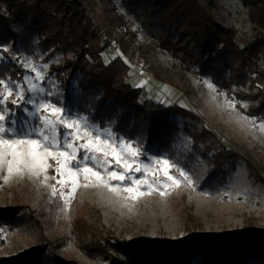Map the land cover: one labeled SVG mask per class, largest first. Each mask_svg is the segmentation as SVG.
I'll use <instances>...</instances> for the list:
<instances>
[{"label":"rangeland","instance_id":"obj_1","mask_svg":"<svg viewBox=\"0 0 264 264\" xmlns=\"http://www.w3.org/2000/svg\"><path fill=\"white\" fill-rule=\"evenodd\" d=\"M62 1L71 10L76 8L73 0ZM82 1L88 6L86 0ZM198 2L213 15L217 24L235 28L240 42L255 35L264 36L259 20L251 16L241 0ZM115 4L122 16L119 20L122 28L116 27L114 33L125 34L124 49L131 57V62L126 60L132 67L130 84L141 88L142 94V88L147 87L149 98L192 107L224 140L240 149L242 158L224 185L218 189L204 185L208 164L201 157H188L190 138L184 136L174 144L173 151L167 153L148 150L135 141L116 137L109 125L100 127L58 95L60 85L51 70L53 65L61 63L60 53L45 62L31 53L21 52L17 54L21 77L0 79L4 82L0 84V93L8 95L5 84L11 91L8 100L0 103V115L4 116L0 124L5 128L0 140H36L38 145L0 144V209L24 207L38 227L33 231L18 225H0V256L24 254L48 239L50 243H57L56 249L64 260L100 264L98 258L89 255L86 246L101 235L126 241L182 242L192 234H222L249 226H264V180L249 164H255L264 175V119L254 118L244 111L258 102L228 98L208 77L200 76L196 66L189 67L160 46L158 39L141 26L121 0H115ZM167 39H178L181 43L187 40L189 46H193V38L180 37L179 32L170 34ZM107 47L110 55L119 53L115 41ZM33 67L42 73V79H34ZM261 67H264L263 57ZM33 84L36 89L30 91ZM21 90L23 99L19 95ZM13 100L16 103H12ZM41 104L64 109L65 119L69 121L78 118L86 121L87 128L79 129L80 139L74 142L76 149L64 147L66 142L73 141L67 136L69 129L61 126H58L59 146H43L39 133L41 117L47 113L38 110ZM85 131L90 135H84ZM97 134L101 137L99 142ZM88 140L92 141V149H80L79 145ZM121 142L130 144L137 155L132 156L121 148ZM62 151L64 156H60ZM73 151L75 158H72ZM113 151L118 159L113 158ZM92 155L96 156L95 161L85 159ZM10 161L12 174L8 172ZM85 167L92 171L85 173ZM136 168L141 171H135ZM110 172L130 178L115 180L109 176ZM181 172L185 175L181 176ZM168 176L179 183L174 184ZM135 180L140 183H134Z\"/></svg>","mask_w":264,"mask_h":264},{"label":"trees","instance_id":"obj_2","mask_svg":"<svg viewBox=\"0 0 264 264\" xmlns=\"http://www.w3.org/2000/svg\"><path fill=\"white\" fill-rule=\"evenodd\" d=\"M73 1L74 10L62 0H0V79L21 77L17 60L21 52L45 62L60 53L62 61L53 65L51 73L64 102L100 127L109 125L116 137L155 152H172L174 144L187 136L191 140L188 157H201L208 164L203 184L216 189L224 185L242 158L240 149L224 140L192 107L149 98L147 87L142 94L141 88L130 84L125 34L114 33L116 27L122 28L115 0H86L88 6L82 0ZM121 1L172 56L196 66L198 74L208 77L228 98L258 102L244 111L264 119L263 35L240 42L237 30L217 24L198 0ZM241 1L264 28V0ZM175 32L191 36L193 46L187 40L167 39ZM114 41L119 53L110 55L107 46ZM249 164L264 180L261 170ZM27 214L19 206L0 209V225L36 231L38 223L33 224ZM95 239L86 248L100 264H264V226L192 234L182 242L126 241L111 235ZM43 240L24 254L0 256V264H76L61 258L57 243Z\"/></svg>","mask_w":264,"mask_h":264},{"label":"snow or ice","instance_id":"obj_3","mask_svg":"<svg viewBox=\"0 0 264 264\" xmlns=\"http://www.w3.org/2000/svg\"><path fill=\"white\" fill-rule=\"evenodd\" d=\"M28 67H32V66L28 65ZM32 70L34 72H36V76L34 77V79L40 80L43 78L42 73L37 71L36 68L33 67ZM25 82L29 83V81H27V80ZM3 83H4L3 81H0V84H3ZM4 87H5V91L8 92V95H11V91L8 89V85L5 84ZM209 87H212V85H209ZM35 89H36V85L33 84L30 91L35 90ZM8 95H5L4 93H0V103L6 102L8 100ZM19 95H20V98L23 99V91L22 90L20 91ZM12 103H16V101L13 100ZM40 109H43L47 113V115H43L41 117L42 128H41L40 133H39V135H41L43 137V141H44L43 146L44 147H48V146L58 147L59 146V128H58V126H61V127L66 128V129H69L67 136L71 137V139L73 141V142H66L64 144V147L68 148V149H76L77 146L74 142H75V140L80 139L79 129L82 126L87 128L86 121L81 119V118L69 121V120L65 119L64 109L57 108L51 104H41L38 106V110H40ZM50 117H54V119H52ZM3 120H4V116L0 115V121H3ZM4 131H5V128H4L3 124H0V133H3ZM84 135H90V132L85 131ZM108 135H110V133ZM100 139H101L100 135L97 134L96 140L99 142ZM16 143L28 144V145H34V146L38 145V142L36 140H22V141L0 140V144H2V145L11 146V145L16 144ZM104 143H107V140H105ZM92 147H93V145H92L91 140L85 141L84 143L79 145V148L84 149L85 151H90L92 149ZM120 147L126 149L129 152V154L132 156L137 155V150L133 149L130 144L125 145V144H123V142H121ZM97 151H99V149H97ZM49 155H51V153H49ZM64 155H65V152H63V151L60 152V156H64ZM31 156H32V154H30V158H31ZM72 158H75V151H73V153H72ZM113 158H117L115 151H113ZM85 159H92L93 161H95L96 156L95 155L85 156ZM11 163L12 162L10 161L9 162L10 166L8 169L9 174H12V171H13V169L11 167ZM163 163L167 164L168 162L164 161ZM128 167L131 168V165H129ZM83 171L85 173H88V172H91L92 169L85 167L83 169ZM135 171H141V169L136 168ZM93 175H96L97 179H100V177L97 173H93ZM166 175H167V173H166ZM180 175L184 176L185 173L181 172ZM109 176L115 180H124L126 178H130V177H125L122 174H117L116 172H110ZM185 178L187 179V177H185ZM53 179H55V177ZM168 179L172 180L174 184L179 183V181L175 180L172 176H168ZM133 182L136 184L140 183L139 180H135ZM57 183H59V181H57ZM145 183H147V181H145ZM85 186H87V185H85ZM112 190H115V189H112ZM126 190L131 191V189H126ZM73 191H74V188H73ZM55 193H56V188H55V185H53V194L55 195ZM141 194H143V193H141ZM61 195H63V194H61ZM161 195H164V193H161Z\"/></svg>","mask_w":264,"mask_h":264}]
</instances>
